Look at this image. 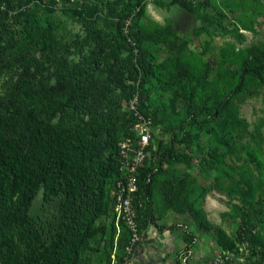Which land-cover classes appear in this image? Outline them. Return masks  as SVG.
<instances>
[{
    "label": "rangeland",
    "instance_id": "rangeland-1",
    "mask_svg": "<svg viewBox=\"0 0 264 264\" xmlns=\"http://www.w3.org/2000/svg\"><path fill=\"white\" fill-rule=\"evenodd\" d=\"M153 2L171 16L163 28L146 17L143 0H21L6 19L15 34L0 47V105H24L21 79L40 99L34 112L74 95L85 107H67L64 122L112 114L107 141L113 130L116 137L129 131L124 93L137 85L127 76L136 48L121 36L127 17L153 66L154 74L140 81L141 107L154 114L150 163L157 172L148 207L136 238L115 225L110 211L92 221L96 231L83 239L71 238L67 218L62 231L77 244V264H207L239 237L264 248V86L247 79L206 123L202 113L187 116L191 102L225 97L264 46V0ZM41 196L39 190L29 209L35 219L45 214ZM247 264L264 260L254 254Z\"/></svg>",
    "mask_w": 264,
    "mask_h": 264
},
{
    "label": "trees",
    "instance_id": "trees-1",
    "mask_svg": "<svg viewBox=\"0 0 264 264\" xmlns=\"http://www.w3.org/2000/svg\"><path fill=\"white\" fill-rule=\"evenodd\" d=\"M20 5L21 0H5V6L0 5V47L15 34L6 19ZM126 35L132 44L128 43L136 48L135 64L127 76L137 85L124 93L125 99L135 91L141 96L142 82L154 74L140 33L129 29L121 35L127 42ZM16 39L17 43L23 41L22 36ZM263 70L264 46L250 64L239 69L238 79L225 97L209 104L193 101L187 116L195 118L197 113H202L201 122H208L228 107L230 98L243 88L247 79L264 86ZM18 97L23 101L22 107L13 110L0 105V264H77V244L62 228L68 218L73 231L71 238L89 237L96 231L90 226L92 221L110 211V188L117 174L116 142L127 132L116 137L113 130L110 133L113 142L103 138L107 127L114 125L112 114L106 117L89 114V122L83 116L75 124L64 122L67 107L74 111H83L85 107L74 95L64 96L62 101L54 100L47 107L42 104L34 112L33 103L40 99L35 98L25 79L18 84ZM150 114L154 120V114ZM56 115L58 118L53 121ZM149 171L152 169H142L138 177L147 199L137 220L148 207L150 186L157 172H151L149 182H145ZM39 190H42L41 206L45 214L35 219L29 209ZM247 239L255 248L254 254L264 260V248L258 240ZM233 241L222 248L231 247Z\"/></svg>",
    "mask_w": 264,
    "mask_h": 264
},
{
    "label": "built area",
    "instance_id": "built-area-1",
    "mask_svg": "<svg viewBox=\"0 0 264 264\" xmlns=\"http://www.w3.org/2000/svg\"><path fill=\"white\" fill-rule=\"evenodd\" d=\"M146 3V0H143ZM154 1V0H153ZM196 4L204 0H181ZM138 8L135 7V11ZM130 17L124 20L123 31L128 33ZM129 115V131L116 142L117 174L110 188V212L115 225L126 226L130 234L136 238L138 229V212L144 208L147 199L144 190L139 187L138 177L142 169L155 167L150 163L152 136V116L140 107V93L135 91L123 101ZM149 171L145 182H149ZM255 248L247 238H237L233 245L219 248L207 264H247L254 255Z\"/></svg>",
    "mask_w": 264,
    "mask_h": 264
},
{
    "label": "clouds",
    "instance_id": "clouds-1",
    "mask_svg": "<svg viewBox=\"0 0 264 264\" xmlns=\"http://www.w3.org/2000/svg\"><path fill=\"white\" fill-rule=\"evenodd\" d=\"M145 15L153 24L161 28L165 27L171 18L170 14L156 5L153 0H146Z\"/></svg>",
    "mask_w": 264,
    "mask_h": 264
}]
</instances>
